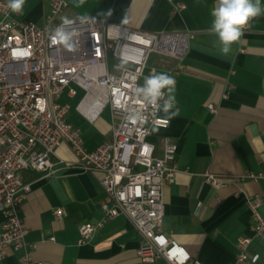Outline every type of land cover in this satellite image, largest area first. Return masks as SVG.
<instances>
[{
  "label": "crops",
  "instance_id": "obj_1",
  "mask_svg": "<svg viewBox=\"0 0 264 264\" xmlns=\"http://www.w3.org/2000/svg\"><path fill=\"white\" fill-rule=\"evenodd\" d=\"M67 2L57 19L96 16L150 31L190 33L186 68L175 77L173 111L178 110V114L167 128L155 127L150 135L159 152L165 134L178 145L179 171L176 180L165 187L162 224L200 264H246L238 262L236 254L238 237L253 234L247 196L259 192L264 198V178H242L248 170L264 171V14L249 22V29L224 56L216 44L217 37L209 32L215 0ZM261 5L264 7V0ZM50 13L51 0H26L23 14L12 15L41 25ZM175 63L172 57L152 54L142 81L150 75L151 66L155 72L170 74ZM83 94L75 109L64 100L71 104L69 121L82 129L86 146L94 149L111 136V113L110 129L99 121L106 107L96 119H88L77 108ZM208 101L219 105L216 113L207 108ZM54 160L53 175L26 170L32 190L19 213L28 229L27 244L8 249L0 264H23L21 256L26 250L32 255L30 264H171L166 259H140V233L124 213L105 221L88 242L79 244L80 223L102 219V203L110 201V196L102 185L101 171L75 166L76 155L67 141L57 145ZM205 171L220 175L228 184L214 187L205 181ZM56 207L63 208L61 217L55 216ZM260 210L264 213V202ZM2 217L0 213V220ZM249 255L264 259V235L253 237Z\"/></svg>",
  "mask_w": 264,
  "mask_h": 264
},
{
  "label": "built area",
  "instance_id": "obj_2",
  "mask_svg": "<svg viewBox=\"0 0 264 264\" xmlns=\"http://www.w3.org/2000/svg\"><path fill=\"white\" fill-rule=\"evenodd\" d=\"M67 4V0H51V13L40 25L14 18L7 0H0V261L8 249L27 244L28 229L19 213L32 190L26 170L55 174V149L61 141H67L76 155L75 166L101 171L102 185L110 196V201L102 203V219L80 223L79 244L88 242L105 221L124 213L140 233L137 252L142 261L200 264L162 224L165 187L176 180L179 171L178 145L165 134L159 152L150 135L155 127L167 128L170 121L164 123L161 112L134 93L136 85H143L145 69L154 53L176 59L169 70L172 76L185 70L190 33L150 31L87 16L88 23L77 20L72 26L77 31V47L69 51L53 45L48 31L61 23L57 16ZM178 6L182 4L178 2ZM153 70L156 68L151 66L150 74ZM78 87L84 94L77 108L88 119H96L106 106L110 107L111 136L94 149L86 146L82 129L68 119L71 104L63 95L75 96ZM207 108L216 113L219 105L208 101ZM132 111L140 112L143 120L136 124L128 121L126 116ZM203 175L214 187L228 184L216 173L205 171ZM245 177L258 180L264 178V171L248 170L242 175ZM263 202L259 192L247 196L253 234L238 237V262L264 264V259L249 255L253 237L264 235ZM54 214L61 217L63 208L56 207ZM21 261L32 262L29 250Z\"/></svg>",
  "mask_w": 264,
  "mask_h": 264
},
{
  "label": "clouds",
  "instance_id": "obj_3",
  "mask_svg": "<svg viewBox=\"0 0 264 264\" xmlns=\"http://www.w3.org/2000/svg\"><path fill=\"white\" fill-rule=\"evenodd\" d=\"M26 0H7V8L17 14H23ZM84 0H80L83 4ZM79 6V5H77ZM264 14L261 0H215V5L210 11L212 18L209 32L217 37L216 44L222 55L228 56L232 52V46L238 43L244 35L249 22ZM61 23L50 28L49 39L53 45H62L65 49L72 51L77 47V31L72 26L78 20L80 24H86L90 18L79 16L70 19L66 16L60 17ZM118 68L123 67L118 65ZM175 77L167 72H155L144 78L143 85H136L135 95L146 105H150L158 112H163L161 119L164 123L169 122L177 114L173 111L176 97ZM163 101L161 104L160 102ZM132 124L143 120L140 112L132 111L126 116ZM158 130V129H154Z\"/></svg>",
  "mask_w": 264,
  "mask_h": 264
},
{
  "label": "rangeland",
  "instance_id": "obj_4",
  "mask_svg": "<svg viewBox=\"0 0 264 264\" xmlns=\"http://www.w3.org/2000/svg\"><path fill=\"white\" fill-rule=\"evenodd\" d=\"M78 95L75 98H69L68 96H66L65 94L63 95L64 98H66L67 100H69L73 106V109H75L76 103L79 100V98L82 96L83 94V90L81 88L78 87ZM110 107L106 106L105 110L103 111V113L100 116V123L103 126V128L105 129H110L111 124L108 121V119L110 118Z\"/></svg>",
  "mask_w": 264,
  "mask_h": 264
}]
</instances>
